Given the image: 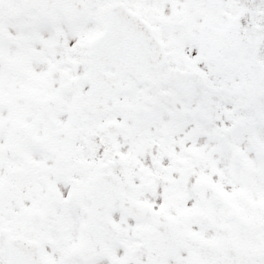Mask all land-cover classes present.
<instances>
[{"label": "snow or ice", "instance_id": "6c2138e0", "mask_svg": "<svg viewBox=\"0 0 264 264\" xmlns=\"http://www.w3.org/2000/svg\"><path fill=\"white\" fill-rule=\"evenodd\" d=\"M0 264H264V0H0Z\"/></svg>", "mask_w": 264, "mask_h": 264}]
</instances>
